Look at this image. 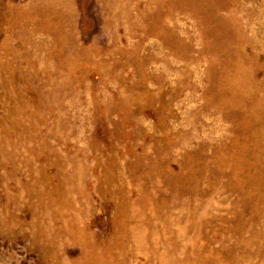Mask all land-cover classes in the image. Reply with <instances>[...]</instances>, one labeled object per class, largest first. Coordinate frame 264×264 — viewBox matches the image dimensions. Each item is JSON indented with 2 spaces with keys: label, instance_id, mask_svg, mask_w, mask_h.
Masks as SVG:
<instances>
[{
  "label": "rangeland",
  "instance_id": "obj_1",
  "mask_svg": "<svg viewBox=\"0 0 264 264\" xmlns=\"http://www.w3.org/2000/svg\"><path fill=\"white\" fill-rule=\"evenodd\" d=\"M0 264H264V0H0Z\"/></svg>",
  "mask_w": 264,
  "mask_h": 264
}]
</instances>
